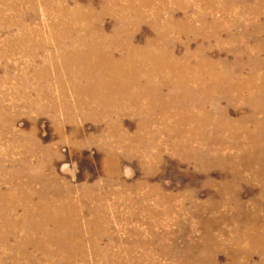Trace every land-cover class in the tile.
Here are the masks:
<instances>
[{
    "label": "rangeland",
    "instance_id": "rangeland-1",
    "mask_svg": "<svg viewBox=\"0 0 264 264\" xmlns=\"http://www.w3.org/2000/svg\"><path fill=\"white\" fill-rule=\"evenodd\" d=\"M145 1L141 9L150 20L161 5L162 23L169 10L175 13L179 28L170 35L177 39L178 56L188 41L191 50L209 45L210 58H225L235 69H264V0ZM108 2L0 0V192L18 195L4 199L7 216L21 218L23 198L35 189L47 190L46 199L59 208L66 200L72 204V212L66 210L70 218L56 216L65 233L61 246H51L52 253L44 249L40 239L54 226L41 228L32 217L15 226L14 236L0 239V264H228L235 256L240 264H264V121L250 138L240 131L219 132L221 143L192 139L191 148L203 150L205 158L173 144L172 122L159 110L144 132L138 130L141 116L129 112L91 118L82 111L71 117L66 110L75 108L67 74L72 69L61 61L46 62L60 49L53 31L63 20L58 11L80 5L98 14ZM119 13L96 17V29L109 35L120 30L119 20H127L135 43L155 36L149 19L139 20L131 10L128 16ZM201 16L216 25L199 35L188 32L189 24L201 26ZM233 35L243 39L228 41ZM39 40L46 45L32 59L28 51L33 53ZM231 98L220 105L232 118L262 117L254 106L264 102V87L255 104ZM114 126H119L115 134ZM41 158H48L47 180L32 181L29 172ZM32 199L29 205L41 198ZM0 223V232L8 235L10 228ZM252 224L260 243L254 246L247 230Z\"/></svg>",
    "mask_w": 264,
    "mask_h": 264
},
{
    "label": "bare ground",
    "instance_id": "bare-ground-1",
    "mask_svg": "<svg viewBox=\"0 0 264 264\" xmlns=\"http://www.w3.org/2000/svg\"><path fill=\"white\" fill-rule=\"evenodd\" d=\"M27 1L32 4L33 0ZM126 1L127 3L121 6L118 0H109L100 13L97 12L98 14L84 10L80 5L73 9L60 8V12L58 11V14L63 16V20L53 25V31L60 49L54 56L47 59L43 57V61L45 59L46 62L47 60L61 61L62 67L66 70L72 69L67 73L69 86L73 90V106L75 107L71 109L67 106L66 110H69L70 116L72 117V114L77 111H82L85 117L91 118H106L114 114L119 116L121 112H129L141 116L138 130L144 132L148 129L154 114L159 110L164 119L168 118L172 122L169 134L177 135L173 144L191 150L196 155L201 154L205 158L207 155L203 150L191 148L192 139L199 140V144L210 143L211 140L221 143L224 139L218 135L224 132L235 136L240 131L245 138L254 136L253 129L264 121V102L260 101L259 105L254 106L258 113H262V117L241 115L232 118L220 104L222 99L229 101L232 96L254 103L255 97L264 87V69L261 71L258 69V71H248L245 70L246 68L235 69L233 64L225 58H210L209 45L200 44L191 50L188 41L183 43L184 53L178 56L174 50L177 39L170 35L174 28H179V22L174 19L175 13L169 10L168 19L162 23L159 15L164 9L163 5L155 7L152 12L153 20H150L149 15L141 9L147 4L145 0ZM13 5L17 6L16 3ZM120 10L125 16H128L131 10L139 17V20L147 18L152 21L155 36L147 39L142 45L135 43L131 34L134 27L132 28L127 20H119L117 28L120 30L111 32L109 35L101 29H96V17L101 19L103 13H119ZM199 18L201 26L196 27L194 24L187 23L190 25L186 26L188 32L199 35L204 29L210 28L208 26L213 28L216 25L208 23L205 16ZM241 38L242 36L233 35L227 40H240ZM20 39L24 40V35H21ZM216 39L220 44L225 42L220 34L216 36ZM45 45L46 43L42 40L35 41L33 53L28 51V54L32 59H36V49L39 50ZM240 46L239 50H243L242 45ZM63 90L62 94L67 100L68 95L64 87ZM41 94L46 96L43 89ZM258 119L260 120L257 121ZM251 123L254 126H251ZM118 127L112 128L113 134L118 131ZM219 132L221 133L218 134ZM137 134L140 135L139 132ZM120 135L128 137L124 132ZM133 138L139 137L135 135ZM139 143L141 144V142L136 144ZM44 159L41 158L34 166L36 175L35 171L29 172L31 173L30 180L38 182L47 180L45 169L48 166V158ZM24 163L28 168V163L26 161ZM45 191L47 190L35 189L25 194L23 200L26 201V209L21 218L8 217L7 206L9 204H3L5 198L17 200L18 195L9 193L11 196H8L0 192V219L5 226L10 228L8 235L3 234V231L0 232V239L4 240V237L14 236L15 226H21V223L27 225L29 218L33 217L40 222L41 228L48 225L54 226L43 233L42 239L39 238L44 249L52 253L51 246L57 248L62 245L65 233L56 216L59 215L60 218L63 216L67 219L69 215L70 218L69 211L72 212V204L66 200L67 203L62 207V211V208L58 206L59 203L46 199L47 192ZM34 195H38L41 199L36 204L29 205ZM0 225L3 227L1 223ZM254 227L255 225L252 224L247 229L251 232L248 235L253 246L260 244L259 236L252 235ZM8 246L7 249L12 250L10 249L12 246ZM236 259L228 264H240L235 261ZM207 264L218 263L212 261Z\"/></svg>",
    "mask_w": 264,
    "mask_h": 264
}]
</instances>
